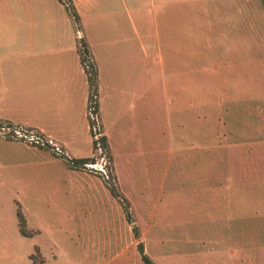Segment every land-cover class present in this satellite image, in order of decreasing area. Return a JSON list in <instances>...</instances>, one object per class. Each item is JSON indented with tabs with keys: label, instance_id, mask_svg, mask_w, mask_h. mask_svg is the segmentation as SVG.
Here are the masks:
<instances>
[{
	"label": "rangeland",
	"instance_id": "374dc122",
	"mask_svg": "<svg viewBox=\"0 0 264 264\" xmlns=\"http://www.w3.org/2000/svg\"><path fill=\"white\" fill-rule=\"evenodd\" d=\"M7 1L16 3L2 0L0 15ZM123 1L71 0L74 19L59 0H22V62L5 55L19 44L0 23V264H143L140 241L155 264H229L224 210L253 211V223L264 226V0ZM129 17L142 45L160 48L168 67L181 69L177 88L167 84L168 99L160 85L149 92L154 99L144 97L145 77L161 75L153 66L146 74L144 59L119 58L110 71L112 54L138 48ZM102 21L114 36L105 46ZM84 48L99 86L85 118L76 91L85 81ZM218 48L247 62L215 76L217 89L196 87L211 69L197 75L184 67H210ZM182 51L195 54L185 66L176 56ZM20 65L28 67L23 83L11 72ZM111 76L126 93L117 104L112 94L103 98L106 151L98 140L106 135L100 83ZM190 78L196 86L188 87ZM83 157L93 163L70 166ZM18 208L31 236L19 232ZM259 236L264 241V230L254 241Z\"/></svg>",
	"mask_w": 264,
	"mask_h": 264
},
{
	"label": "crops",
	"instance_id": "0c3cea01",
	"mask_svg": "<svg viewBox=\"0 0 264 264\" xmlns=\"http://www.w3.org/2000/svg\"><path fill=\"white\" fill-rule=\"evenodd\" d=\"M22 0H15L16 3H12V2H3L6 6V12L2 13L0 15V23H5L6 25V34L7 31L13 32L15 34V36H11V37H15L16 38V42H18L17 44H19V47H16V49H12L9 50L8 53H6L5 55L9 57L10 60L12 59H17V62H22V58H27L28 56V39H27V19L23 18L22 13H18V9H21V7L17 6V4H21ZM2 0H0V4H1ZM121 4L124 5V1L121 0ZM1 6V5H0ZM132 29L134 31V36L137 38L138 42V48L135 49L133 48H129L125 51H122L121 53H119L117 56H115L114 54L111 55V63L116 65L113 68H110V71H114L117 72L118 70V63L119 62V58L125 59V61L132 63V60H135V58H137L138 62H142L141 59H144L145 65L144 66V70H146V74L149 73L150 67L151 70H155L157 71V73L159 72V74H161L158 78H156V76L150 78V77H145V80L147 81L146 86L147 89L145 90L146 93L144 94V97H146V94H148V98H153L154 99V92L151 94L149 93L152 89H157L158 86L160 85V88L163 89V94L162 96L168 99V92L166 91L167 88V84H169V87L171 89L177 88L176 87V83L177 81L173 82L176 78H178V74L179 72H181L180 68H175L173 66L172 63H169L170 67H168V65L165 63L166 61H164V53L160 50V48H152V44H150V48H146L145 46L142 45V40L140 39V35L138 33V30L136 29V27L134 26L131 17H129ZM220 22H222V19H220ZM24 27V29H23ZM102 45L105 46V42H107L108 44L112 41L113 39V35L109 34V32H106L107 28L110 31V27L109 24L107 25V23L105 21H102ZM24 33V34H23ZM108 35V36H107ZM120 34L118 36V38L120 39V41H127L126 37ZM152 48V49H151ZM14 50V51H13ZM214 52L216 53L215 58L218 59V61H215L211 64V66H200V65H194V67L192 66H186L184 67V72L186 71L187 73H196L197 75L200 74L202 71H206L208 69H211V74L210 75H203V79L198 78L197 79V86L194 85V81L192 78L189 79V84L188 87H192V86H196V87H202V88H213V89H217V86H219L218 84L215 83V81L213 80V78L216 77H220L221 73L224 72V74L229 73L230 69L234 68L236 69V67L242 66L243 64H245L247 61L245 60H241V59H237L238 57L241 58L242 55H238L237 51L235 49H231V48H218L215 49ZM105 54V53H104ZM79 56V55H78ZM169 57H173V54L169 53L168 55ZM177 57L184 58V66L186 63V59L188 57H194L195 54L189 53L186 54L184 51L180 52L178 55H176ZM108 57H110V55H108ZM115 59V60H113ZM153 59V60H151ZM189 59V58H188ZM80 60V58H79ZM123 63V62H121ZM81 64V63H80ZM250 64H252V61L250 59ZM82 67V65H81ZM166 68L169 70V77L166 78L164 76V73L166 71ZM242 68V67H241ZM226 69V70H225ZM82 73L84 75V79L85 81H82L79 79L78 82H76V91L77 93L80 95L77 99V102H81V107H82V116L85 118V108H86V104H87V98H88V93H87V87H88V82H87V78L85 75V71L83 69V67L81 68ZM121 71V67L119 70V73ZM11 72H14V78L15 81L17 83H23L26 82L27 80V76H28V67L27 66H17L11 69ZM202 72V73H203ZM141 76V75H140ZM139 76V78H140ZM142 77V76H141ZM225 80L227 77H224ZM105 78L101 79V83H100V87H101V94H100V112H101V118H102V122L104 124V131L106 133V137L108 136L107 133L109 131L110 128V122H106V120L103 118V113H104V108H103V98L109 94H112L114 96V103L117 104V99L124 93H126V89L123 85L120 86V84H116L115 79L111 76L108 78L107 81ZM139 80V79H138ZM160 80V84H157L158 81ZM184 85V84H183ZM98 83H97V90H99L98 88ZM105 89H107V92L105 91ZM67 94V92H65ZM172 93V92H171ZM149 94L151 97H149ZM174 96L173 99H170L168 102V112H169V106L172 104H176L177 100H176V94L173 93L172 94ZM78 96V95H77ZM222 103H227V99L225 98V100H221ZM179 105V104H177ZM79 112V110H78ZM230 112V111H228ZM172 113H173V109H172ZM221 114V113H220ZM222 115H220L221 117ZM38 128V127H37ZM40 130H44L39 128ZM231 182V181H230ZM232 208V207H231ZM229 208L228 210H224L225 212V217L223 215L224 218H227V221L229 222V239H230V243H229V253H230V262L229 264H264V241L261 240V236H259V238H257L258 241H254V236L257 235H261L262 230H264V226L259 224H254L252 221V217H254V213L253 211H247L246 209H241V210H233ZM257 216V215H256ZM236 220H239L240 222H236ZM220 243V242H218ZM248 250V252H252V251H257L259 253V257H253L251 255V253L247 254L246 251ZM235 253H240L239 256H234ZM243 256V257H242ZM224 263V261L220 260V264Z\"/></svg>",
	"mask_w": 264,
	"mask_h": 264
},
{
	"label": "trees",
	"instance_id": "16d2710c",
	"mask_svg": "<svg viewBox=\"0 0 264 264\" xmlns=\"http://www.w3.org/2000/svg\"><path fill=\"white\" fill-rule=\"evenodd\" d=\"M60 2H63V0H59ZM69 1V2H68ZM67 3L66 2H63L65 3V6L67 8V10H69L70 14L73 16L74 19H76V16H75V11L72 7V3H71V0H68ZM84 44V43H82ZM84 54L80 56V62L81 64L84 66V71H85V74H86V78H87V82H88V87L89 89H91V94L89 95L88 97V100H92V95L95 94V91L97 89V85H96V75H97V71L96 69L94 68L93 64H91L90 62H88L87 60V50L86 48H84ZM82 53V51H81ZM98 140L100 141V143L102 144L103 148L107 151L108 150V142H107V137L105 134H102L100 136V138H98ZM96 140L93 141V145H96ZM70 161V166H73V167H77V166H82L84 167L85 163H91L90 161H93V158H89V157H83V158H75V159H69ZM105 183H106V186L109 188V191L110 193L118 198V200H121L123 199L121 196H120V192L116 189V187L114 186V184H110L108 181L105 180ZM124 207V211L126 212V216H127V220L128 222H132V219L130 217V215L128 214L127 212V209L125 206ZM16 217L18 219V224H19V232L24 235V236H31L32 233L29 229H27L26 227V220H25V217L23 215V213L21 212V210L18 208L16 210ZM133 230L135 232V235L137 236V230H136V226L134 225L133 227ZM137 248H138V251L140 253V257H141V260L143 262V264H155L151 259L150 257L147 255V253L145 252L144 248H143V244L142 242H138L137 244Z\"/></svg>",
	"mask_w": 264,
	"mask_h": 264
},
{
	"label": "built area",
	"instance_id": "2783aa9c",
	"mask_svg": "<svg viewBox=\"0 0 264 264\" xmlns=\"http://www.w3.org/2000/svg\"><path fill=\"white\" fill-rule=\"evenodd\" d=\"M92 105V103L90 104V106H89V108H92V109H94V107L93 106H91ZM58 150V149H57ZM91 163H93V162H91ZM91 166H95V164H90ZM100 170L103 172V173H105V171H104V169L103 168H100Z\"/></svg>",
	"mask_w": 264,
	"mask_h": 264
}]
</instances>
